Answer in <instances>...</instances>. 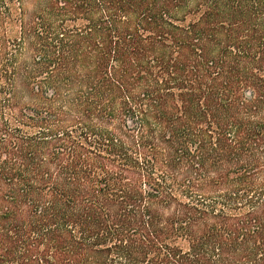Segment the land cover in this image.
Here are the masks:
<instances>
[{"label":"trees","instance_id":"trees-1","mask_svg":"<svg viewBox=\"0 0 264 264\" xmlns=\"http://www.w3.org/2000/svg\"><path fill=\"white\" fill-rule=\"evenodd\" d=\"M0 264H264V0H0Z\"/></svg>","mask_w":264,"mask_h":264}]
</instances>
